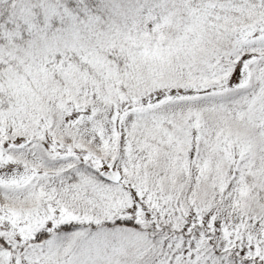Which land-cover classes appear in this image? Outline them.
<instances>
[{"label":"snow or ice","instance_id":"snow-or-ice-1","mask_svg":"<svg viewBox=\"0 0 264 264\" xmlns=\"http://www.w3.org/2000/svg\"><path fill=\"white\" fill-rule=\"evenodd\" d=\"M0 264H264V0H0Z\"/></svg>","mask_w":264,"mask_h":264}]
</instances>
